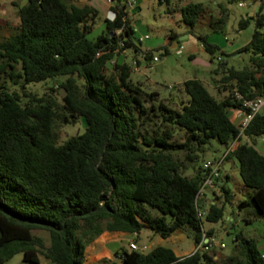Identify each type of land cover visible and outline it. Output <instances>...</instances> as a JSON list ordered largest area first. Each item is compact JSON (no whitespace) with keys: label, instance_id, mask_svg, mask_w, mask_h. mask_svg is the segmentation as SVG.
Listing matches in <instances>:
<instances>
[{"label":"trees","instance_id":"16d2710c","mask_svg":"<svg viewBox=\"0 0 264 264\" xmlns=\"http://www.w3.org/2000/svg\"><path fill=\"white\" fill-rule=\"evenodd\" d=\"M258 1L254 14L237 23L242 29L253 21L249 39L235 50L247 52V62L235 67L217 60L215 94L197 77L184 79L187 97L177 106L131 80L129 63L115 58L126 48L140 51L122 3L91 38L86 34L99 11L88 1L25 0L16 7V23L5 22L0 34V264L15 252L32 264L39 254L53 264H84L85 245L103 230L147 227L162 238L184 230L194 243L202 231L214 234L207 226L225 219L232 196L227 174L198 200L205 210L199 217L194 197L204 159L193 163L211 139L226 147L237 134L233 91L245 97L264 92V0ZM218 8L214 29L227 14L224 4ZM179 12L192 28L207 8L188 1ZM196 36L212 53L206 35ZM140 52L143 60L152 56L150 49ZM46 79L50 91L54 82L62 90L60 97L25 88ZM79 118L82 131L59 140L60 128ZM243 133L246 139L224 155L235 158L242 184L251 188L235 206L264 217V153L255 147L257 139L264 142L263 110ZM33 229L46 230L48 242ZM232 241L225 256L212 249L177 256L159 243L145 250L121 245L113 253L119 262L106 264H264L253 237L237 231Z\"/></svg>","mask_w":264,"mask_h":264},{"label":"rangeland","instance_id":"374dc122","mask_svg":"<svg viewBox=\"0 0 264 264\" xmlns=\"http://www.w3.org/2000/svg\"><path fill=\"white\" fill-rule=\"evenodd\" d=\"M73 1H88L98 8L99 12L94 20L93 27L86 34L89 38L94 37L102 28V20L108 7L107 3L105 0ZM188 1L202 2L207 8V12L197 20L192 28L181 21L179 12V7ZM20 2L21 0H0V34L5 32L4 26H2L5 22L16 23L15 5ZM238 2L242 4H238ZM219 3L226 6L227 14L223 23L214 29L213 19L218 15ZM258 5V0H136L132 8L127 10L129 23L134 29V40L140 51L150 49L152 55L157 56V60L152 61L151 67H148V60H143L141 52L134 53L131 48L119 52L115 55V58L125 60L129 63L130 68L134 65L135 69L130 70V79L137 81L147 91L155 90L158 92V97L166 100L171 106H177L180 100L184 98L185 93L181 84L184 79L189 77L202 79L207 89L215 94L216 89L213 79L218 78L219 72L215 73L213 68L216 66L217 60L225 59L227 65L235 67H241L247 62L248 53L235 50L249 39L254 27L253 21L250 18L247 26L242 29L237 28V23L240 17L254 14ZM260 11L264 14V2ZM261 30L264 31V26ZM171 32L176 35L170 37ZM144 34L147 36L138 42L137 37ZM196 34L206 35V41L215 45L212 53L206 51L202 45L200 46L202 40ZM179 45H181V50L177 53L176 48ZM164 48L166 49L165 53H163ZM50 84L51 80L46 79L25 84V88L40 94L43 91H50L48 88ZM169 84L171 87L167 88ZM8 85L13 88L16 87L11 81H8ZM52 86L55 90L50 92H54L57 97H60L62 90L55 82L52 83ZM83 127L84 120L81 118L75 123L64 124L59 130V140L82 131ZM262 143L260 138L257 139L255 147L261 150ZM224 150L225 146L223 144L211 139L204 151L199 152V157L193 164L197 165L205 158H217ZM224 173L227 174L225 183L232 192V196L230 202L227 201L224 205L225 219L210 224L214 235L224 242L223 247H215L212 250L220 256L230 254L233 251L232 236L235 232L240 231L245 236L253 237L258 250L264 253V217L249 214L248 207L238 210L235 206L238 200L247 196L251 188L242 184L234 157L231 156L221 160L220 176L223 177ZM205 194H209V189L205 191ZM203 224L204 227L208 225L206 222ZM32 231L39 234L45 243L48 242L46 230L33 229ZM130 240H134L143 250L153 244L160 243L166 246L170 245L177 253L187 254L194 247L191 236L187 235L184 230H176L164 239L153 233L149 228L144 227L134 233L133 238ZM130 240H125L123 245L129 247L128 242ZM91 251L88 246L85 252L84 264H106L107 260L119 262L118 258L111 252L101 253L98 257H91ZM4 264L32 263L23 261L21 252H15ZM35 264L53 263L39 254L38 262Z\"/></svg>","mask_w":264,"mask_h":264},{"label":"built area","instance_id":"2783aa9c","mask_svg":"<svg viewBox=\"0 0 264 264\" xmlns=\"http://www.w3.org/2000/svg\"><path fill=\"white\" fill-rule=\"evenodd\" d=\"M105 2L107 3L108 6L106 9L105 17L108 19H113L115 12L112 9V7H114L116 3L118 2L122 3L124 9L128 10L129 8H132L136 0H105ZM238 4H242V3L238 2ZM146 36H147L146 34L142 36L141 35L138 36L137 41H141ZM180 50H181V45H179L176 48V52L179 53ZM98 53L99 52H97V54ZM217 58H219V56H217ZM155 60H157V56L152 55L151 58L148 59V67H151L152 61ZM110 62L112 63L113 59H111ZM133 62H135V60H133ZM131 68L130 70H133L135 69V66L133 65L131 66ZM170 87H171L170 84L167 85V88ZM233 95L239 101L238 107L232 108L233 114L236 117H238V124H237L238 131L235 137L225 147V150L221 153L219 157L205 158L201 163L205 175L194 197L196 214L199 217H203V215L205 214V210L204 208L198 206V200L202 197V195L205 193V191L208 188L213 186V182L219 177L220 164H221V160L224 158L225 153L228 151L230 147L236 144L238 140L246 139V136L243 133V129L245 128L249 120L252 118L254 113L264 108V92L253 97H245L238 91L234 90ZM261 152L264 153V142L261 148ZM128 245L131 249L143 250V248H140L134 240H130L128 242ZM223 246H224V242L221 241L219 238H217L214 234H207L206 232L202 231L200 239L194 243V247L192 250H198V249L211 250L215 247L220 248Z\"/></svg>","mask_w":264,"mask_h":264},{"label":"crops","instance_id":"0c3cea01","mask_svg":"<svg viewBox=\"0 0 264 264\" xmlns=\"http://www.w3.org/2000/svg\"><path fill=\"white\" fill-rule=\"evenodd\" d=\"M13 1V0H10ZM25 0H21L18 5H15V9L17 6L24 3ZM106 13V12H105ZM105 16V14H104ZM201 46V44H200ZM202 80V79H201ZM183 99H186V95L184 94ZM264 112V108L262 109ZM263 144V143H262ZM225 175V173H224ZM223 175V177H224ZM210 194H208L209 196ZM207 196V195H206ZM211 225H208L207 227H210ZM142 229V228H141ZM137 233V232H135ZM134 233L126 232V231H119V230H103L101 231L97 237L93 238L91 241L88 242V244L85 245L84 248V260H85V252L86 248L89 246L91 251V257H98L101 253H114L115 251L118 252L121 245H123V242L125 240H130L133 238ZM169 236L165 237L168 238ZM162 238V237H160ZM164 238V239H165ZM160 244V243H159ZM170 246V245H169ZM171 247V246H170ZM175 255H183L182 253H177L173 247H171ZM94 259V258H93ZM97 259V258H95Z\"/></svg>","mask_w":264,"mask_h":264}]
</instances>
